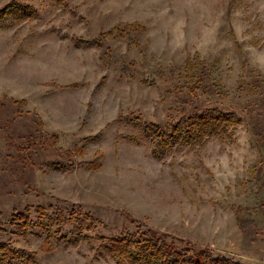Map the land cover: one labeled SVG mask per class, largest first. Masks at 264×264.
Returning a JSON list of instances; mask_svg holds the SVG:
<instances>
[{
    "label": "rangeland",
    "instance_id": "rangeland-1",
    "mask_svg": "<svg viewBox=\"0 0 264 264\" xmlns=\"http://www.w3.org/2000/svg\"><path fill=\"white\" fill-rule=\"evenodd\" d=\"M141 223L264 264V0H0L9 264H119Z\"/></svg>",
    "mask_w": 264,
    "mask_h": 264
},
{
    "label": "trees",
    "instance_id": "trees-1",
    "mask_svg": "<svg viewBox=\"0 0 264 264\" xmlns=\"http://www.w3.org/2000/svg\"><path fill=\"white\" fill-rule=\"evenodd\" d=\"M238 123L236 114L215 110L208 114L193 116L189 128L183 136L185 141H194L195 137L223 134L231 123ZM180 128L160 143L171 148L179 140ZM183 132L181 133V135ZM109 255L119 264H241L225 257L214 256L207 249L196 247L191 241L162 232L145 223L138 225L135 234H122L106 244ZM18 250L0 241V264H9L18 257ZM34 258L33 255H31ZM34 260V259H33Z\"/></svg>",
    "mask_w": 264,
    "mask_h": 264
}]
</instances>
